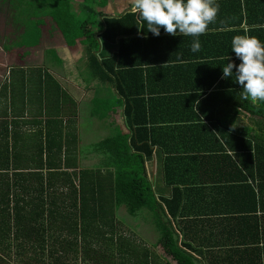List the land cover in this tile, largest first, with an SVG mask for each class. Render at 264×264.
Returning <instances> with one entry per match:
<instances>
[{"label": "trees", "instance_id": "1", "mask_svg": "<svg viewBox=\"0 0 264 264\" xmlns=\"http://www.w3.org/2000/svg\"><path fill=\"white\" fill-rule=\"evenodd\" d=\"M65 1L84 8L76 35L60 17L53 20L65 36L84 41L88 68L114 89L126 131L93 145L105 156L101 168L77 171L78 135L55 132L61 122H45V137L29 158L27 142L19 155L16 132L5 123L0 264H264V102L242 98L235 68L222 78L227 63H240L233 36L264 42V0H216L223 18L200 37L163 28L155 36L131 11L109 17L96 10L107 0ZM195 39L214 48V58L230 59L180 67L176 91L154 90L157 78L165 79L158 71L166 69L152 55ZM117 116L110 110L111 124ZM241 116L245 125H236ZM63 147L65 160L50 163ZM155 155L161 193L147 170ZM119 207L149 224L155 242L122 223Z\"/></svg>", "mask_w": 264, "mask_h": 264}, {"label": "crops", "instance_id": "2", "mask_svg": "<svg viewBox=\"0 0 264 264\" xmlns=\"http://www.w3.org/2000/svg\"><path fill=\"white\" fill-rule=\"evenodd\" d=\"M9 3L8 0L4 6L5 9H1L3 4L0 1V46L2 48L0 50V133L5 123H9L10 129L16 132L15 139L19 141L17 148L19 155L25 156L24 142H27L29 158L32 148L34 151L33 144L38 145V142L45 137V122L53 118L61 122L57 123L55 132H66L67 129H71L78 135L76 154L79 168L77 171L85 168H101L105 156L95 151L93 145L105 138L115 137L119 130L126 131L122 109L117 108L115 104L118 96L113 88L101 84L89 70L84 41L82 39L70 41L52 17L45 19V24L40 26L38 36L28 42L27 47L14 46L21 44L18 39L21 35L25 36L27 31L23 25L15 22V15L12 17V14H15L16 10ZM71 5L74 12L83 14L84 8L81 1H74ZM130 8V0H107L103 9L96 8V10L114 17L127 13ZM222 18L223 13L219 12L215 23ZM66 25L69 24L66 23ZM211 29L213 28H209L208 31ZM203 44H205L204 41L201 45ZM217 44L221 45L220 42ZM209 47L211 46L202 47L201 51L193 53L191 45L187 44V46H173L164 54L152 55L154 59L161 61L160 70L166 69V71H158L164 74L165 79L157 78L155 85H152L153 89L176 91L172 89L181 86L178 78L183 71L179 69L180 67L221 61L222 57L217 59L214 58L216 55H211L215 53V50ZM205 49L211 50L208 57H203ZM149 55L151 54H147ZM177 69L180 71H176ZM5 74H8L9 78L6 83L4 82ZM193 79L198 80V78ZM103 102H107L108 107L103 113H98L94 107ZM110 110H116L118 114L114 124H111L108 118ZM72 111L77 113L76 116L71 114ZM245 123V117L241 116L236 125L243 126ZM52 157L56 159H50V163L57 164L59 159L63 162L66 158L65 147L62 148L61 154L59 151L50 154V158ZM159 161L160 159L155 155L147 163V170L152 173L154 188L157 186L158 192L161 193L160 190L164 191V189ZM59 183L57 181L52 184L55 188L62 190L63 187H59ZM116 217L130 227L127 221L134 220L126 213L124 207L117 209ZM142 225V222H138L135 224L136 229L143 228ZM143 230L144 233L145 230L147 234L151 233L149 227ZM140 234L143 235L141 232ZM154 235L156 238L155 233Z\"/></svg>", "mask_w": 264, "mask_h": 264}, {"label": "clouds", "instance_id": "3", "mask_svg": "<svg viewBox=\"0 0 264 264\" xmlns=\"http://www.w3.org/2000/svg\"><path fill=\"white\" fill-rule=\"evenodd\" d=\"M130 3L131 13L139 17L140 28L146 27L155 36H159L163 28L172 36L200 37L216 22L219 13L216 0H130ZM201 48L200 40L195 39L191 51L199 52ZM231 50L240 63L238 66L234 62L227 63L222 68V78L232 77L235 68V81L242 88V98L252 104L264 102V42L255 35H235Z\"/></svg>", "mask_w": 264, "mask_h": 264}, {"label": "rangeland", "instance_id": "4", "mask_svg": "<svg viewBox=\"0 0 264 264\" xmlns=\"http://www.w3.org/2000/svg\"><path fill=\"white\" fill-rule=\"evenodd\" d=\"M3 5H1V9H5L4 6H6V2L8 0H0ZM9 4L13 5L16 12L15 14H12V17L15 15L14 19L17 24L23 25V28H26L27 33L25 36H22L18 39V42L21 43L19 45L14 46H20L21 48L27 47L28 42H31L33 39H35L36 36H38V33L40 32V26L44 25L45 19L49 17L58 16L61 19H63L67 24L70 25L72 30V35L75 36L78 27L80 24V21H82L84 15L79 14L73 11L72 3L68 4L65 0H9ZM72 37V36H71ZM69 37L70 41L74 40V37ZM1 42V39H0ZM6 48H8L6 46ZM0 46V50H1ZM6 78L4 79V82L6 83L8 81V74H5ZM105 106V107H104ZM108 107L107 102L100 103L99 105H95V109L98 113H103V111ZM138 222H141L139 220H131L127 221L131 227L135 226ZM140 225V223H139ZM143 228L136 229L135 231H140L143 233L142 237H144L147 242H155V235L153 231H151L149 224L142 225ZM149 227V231L151 233L147 234V231L143 229H147ZM157 234V233H156ZM158 235V234H157Z\"/></svg>", "mask_w": 264, "mask_h": 264}, {"label": "water", "instance_id": "5", "mask_svg": "<svg viewBox=\"0 0 264 264\" xmlns=\"http://www.w3.org/2000/svg\"><path fill=\"white\" fill-rule=\"evenodd\" d=\"M128 12H130V11H128ZM107 16V15H106ZM109 17H113V16H109ZM114 17H116V16H114Z\"/></svg>", "mask_w": 264, "mask_h": 264}]
</instances>
